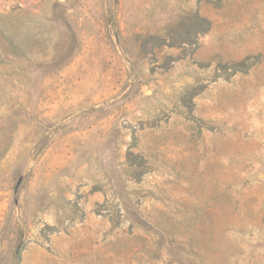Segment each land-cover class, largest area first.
I'll use <instances>...</instances> for the list:
<instances>
[{
    "label": "rangeland",
    "instance_id": "374dc122",
    "mask_svg": "<svg viewBox=\"0 0 264 264\" xmlns=\"http://www.w3.org/2000/svg\"><path fill=\"white\" fill-rule=\"evenodd\" d=\"M0 264H264V0H0Z\"/></svg>",
    "mask_w": 264,
    "mask_h": 264
},
{
    "label": "trees",
    "instance_id": "16d2710c",
    "mask_svg": "<svg viewBox=\"0 0 264 264\" xmlns=\"http://www.w3.org/2000/svg\"><path fill=\"white\" fill-rule=\"evenodd\" d=\"M201 21L206 23L205 19H201ZM207 25H208V23H207Z\"/></svg>",
    "mask_w": 264,
    "mask_h": 264
}]
</instances>
